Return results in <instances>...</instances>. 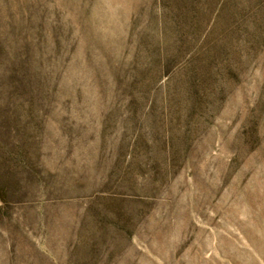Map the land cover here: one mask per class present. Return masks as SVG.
Masks as SVG:
<instances>
[{
    "label": "rangeland",
    "instance_id": "374dc122",
    "mask_svg": "<svg viewBox=\"0 0 264 264\" xmlns=\"http://www.w3.org/2000/svg\"><path fill=\"white\" fill-rule=\"evenodd\" d=\"M0 264H264V0H0Z\"/></svg>",
    "mask_w": 264,
    "mask_h": 264
}]
</instances>
